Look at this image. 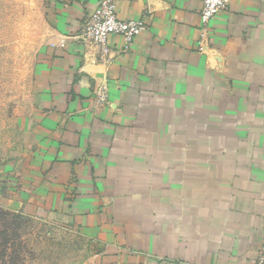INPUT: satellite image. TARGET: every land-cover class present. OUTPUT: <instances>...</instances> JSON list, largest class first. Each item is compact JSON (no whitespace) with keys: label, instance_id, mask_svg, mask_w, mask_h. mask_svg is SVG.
<instances>
[{"label":"crops","instance_id":"obj_1","mask_svg":"<svg viewBox=\"0 0 264 264\" xmlns=\"http://www.w3.org/2000/svg\"><path fill=\"white\" fill-rule=\"evenodd\" d=\"M98 2L46 0L34 149L19 170L0 166V201L12 181L14 211L81 234L84 264H255L264 0H230L206 29L201 0H117L147 27L129 50L110 35L107 52L77 36Z\"/></svg>","mask_w":264,"mask_h":264},{"label":"rangeland","instance_id":"obj_2","mask_svg":"<svg viewBox=\"0 0 264 264\" xmlns=\"http://www.w3.org/2000/svg\"><path fill=\"white\" fill-rule=\"evenodd\" d=\"M46 7V0H0V166L17 170L34 149L32 70L36 50L48 35ZM5 188L0 264H84L81 234L15 212L20 198H15L12 181Z\"/></svg>","mask_w":264,"mask_h":264},{"label":"built area","instance_id":"obj_3","mask_svg":"<svg viewBox=\"0 0 264 264\" xmlns=\"http://www.w3.org/2000/svg\"><path fill=\"white\" fill-rule=\"evenodd\" d=\"M201 23L204 29L210 21L222 10L226 9L230 0H201ZM143 19H122L117 13V0H99L92 14L85 20L80 33L77 35L83 40L92 43L103 51H108L107 40L112 34L123 38L124 50H129L134 40L146 29ZM66 39L60 41L65 47ZM96 104L99 106L108 103V89L105 84L94 91ZM255 264H264V243L256 250Z\"/></svg>","mask_w":264,"mask_h":264}]
</instances>
